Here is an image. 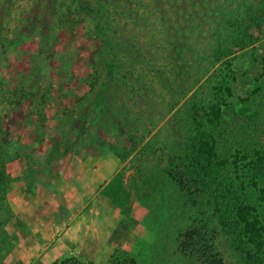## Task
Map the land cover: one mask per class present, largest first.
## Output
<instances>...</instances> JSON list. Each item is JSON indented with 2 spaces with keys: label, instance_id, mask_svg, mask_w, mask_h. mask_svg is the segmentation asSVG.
Instances as JSON below:
<instances>
[{
  "label": "trees",
  "instance_id": "16d2710c",
  "mask_svg": "<svg viewBox=\"0 0 264 264\" xmlns=\"http://www.w3.org/2000/svg\"><path fill=\"white\" fill-rule=\"evenodd\" d=\"M3 1L0 0L1 8L4 7ZM32 1L36 3L38 0ZM108 1L58 0L53 5L54 17L45 23V30H37L29 23L25 17L26 9L21 11L25 6L23 3L19 6L22 5L21 9L7 6V13L0 15V43L15 44L17 38L8 33L16 32V29L19 32L28 26L39 34L42 54H45L41 56L42 63L16 72L11 79L7 75L9 71L5 72L7 60L0 56V207L9 191L10 165L16 154L5 128V119L14 109L27 103L29 114L43 127L48 125L50 118L58 121L56 134L44 131V141L58 142L66 152L83 150L92 154L115 148L110 140L109 124L124 134L121 145L136 151L167 115L186 99V107L176 114L183 118L181 124H189V135L186 136L187 142L176 150L180 151L177 157L184 167L193 216L178 235L177 250L197 264H225L228 236L237 235L248 249L245 264H261L259 255L252 254L253 250L261 252L260 256L264 254V227L259 210L246 189H238V183H227L224 175L231 165L236 170L247 168L260 179L264 176V158L249 159V155L238 149L233 159H228L219 151L217 130L222 125L226 100L234 96L233 58L240 50L264 38V0H172L174 19L159 15L157 22L148 24L146 17L135 12L137 18L133 28L128 23L123 27V23L117 21L115 16L121 20L119 13L110 14ZM126 13L129 16L132 12ZM14 17H17V25ZM88 18L96 20L95 30L100 33L98 40L102 47L95 58L92 57L89 69H85L76 86L81 53L69 54L65 49L59 50L55 56L52 53L58 50L60 42L65 41L63 35L75 32ZM154 25L161 36L157 48L160 52L156 53L158 63L163 61L159 63L157 76L151 63L154 54H145L154 48L149 41V30ZM167 26L174 34L168 33ZM170 37L172 40L168 42ZM3 50L6 52L5 48ZM122 52L128 54L127 61L122 62ZM125 64L132 66V72L127 71L129 77L119 73ZM168 65H171V73ZM183 68L185 71L181 75ZM106 73L118 74L120 78L106 79ZM207 81L211 84V98L201 103L196 92ZM83 88L86 91L82 94L79 90ZM168 89L170 97L166 99ZM122 90L127 91L128 97L122 94L118 100ZM60 100H66L63 108L57 109L60 110L57 116L48 117ZM208 126L211 131H207ZM152 139L142 149L157 150ZM173 143L175 140L169 145ZM16 158L25 160L26 156L17 153ZM259 179L253 180L252 185L264 202V185ZM0 235L4 237L5 232ZM2 256L3 248H0V260ZM54 264L78 263L67 258ZM112 264L134 263L122 259Z\"/></svg>",
  "mask_w": 264,
  "mask_h": 264
},
{
  "label": "rangeland",
  "instance_id": "374dc122",
  "mask_svg": "<svg viewBox=\"0 0 264 264\" xmlns=\"http://www.w3.org/2000/svg\"><path fill=\"white\" fill-rule=\"evenodd\" d=\"M57 1L4 0L0 15L2 12L5 15L10 7L21 9L22 5L19 6L23 3L25 6L21 11L26 9L25 17L29 23L37 30H45V23L54 17L53 5ZM118 1L109 0L107 4L110 14L119 13L121 20L112 16L123 23V27L128 23L133 28L137 18L135 12L146 17L148 24L157 22L159 15L175 18L172 0ZM126 12L132 13L128 16ZM16 18L13 21L17 25ZM95 28L96 20L88 18L75 32L63 35L65 41L60 42L58 50L52 53L55 56L62 49L69 54L81 53L76 86L85 69H89L90 60L102 47L98 40L100 33ZM155 28L154 25L149 30V41L154 48L145 54H154L151 63L157 76L159 63L163 61L158 63L156 55L160 52L157 48L161 36ZM172 31L170 28L168 33ZM8 34L18 40L10 46L4 41L0 43V56L7 60L5 72L9 71L7 75L11 79L16 72L42 63L41 56L45 54H42V40L32 28L26 26ZM171 40L170 37L168 42ZM120 57L122 62L127 61L128 54L122 52ZM232 63L236 77L232 82L234 96L228 98L223 107L222 125L217 130L219 151L228 159H233L238 149L249 155V159L264 158V38L237 52ZM127 71L132 72L129 64H125L119 73L129 77ZM168 71L171 73V65H168ZM183 71L184 68L181 75ZM109 74L104 77L120 78L118 74H110L111 77ZM216 76L217 71L213 78ZM210 85L207 81L196 92L201 103L211 98ZM85 91L86 88L79 90L82 94ZM122 94L128 97L127 91L122 90L118 100ZM165 96L169 99V89ZM65 101L57 102L48 117L57 116L60 111L57 109L63 108ZM185 101L167 115L136 151L121 145L124 134L109 124L110 140L115 148L92 154L83 150L66 152L58 142L44 141V131L56 134L58 121L50 118L48 125L43 127L29 114L27 103L14 109L5 119L8 138L16 154L10 165L9 191L0 207V232H5L4 237L0 235V248H3L0 264H54L67 258L75 259L78 264H112L122 259L134 264H197L177 250L178 235L193 216L184 167L177 157L180 151L176 150L187 142L189 135V124H181L183 118L176 114L186 107ZM206 128L207 131L212 129L211 126ZM151 138L157 150L142 149ZM173 140L175 143L170 146ZM17 153L24 154L25 160L16 158ZM230 167L223 174L225 181L238 183V189H246L259 210L264 227V202L252 185V181L259 178L247 168ZM259 181L264 185V176ZM226 250L225 264H245L248 249L237 235L228 236ZM253 251L252 254L259 255V261L264 264V254L260 256L261 252Z\"/></svg>",
  "mask_w": 264,
  "mask_h": 264
}]
</instances>
